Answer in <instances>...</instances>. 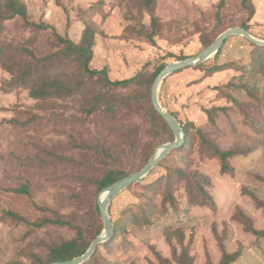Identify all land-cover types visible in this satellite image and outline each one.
<instances>
[{"label":"rangeland","instance_id":"obj_1","mask_svg":"<svg viewBox=\"0 0 264 264\" xmlns=\"http://www.w3.org/2000/svg\"><path fill=\"white\" fill-rule=\"evenodd\" d=\"M19 1L31 24L52 29L17 17L2 22L0 45L25 46L42 59L63 50L56 34L80 44L90 27L97 34L92 69L113 82L196 58L204 41L211 46L250 22L244 0H156V24L145 0ZM254 5L250 33L264 40V0ZM9 54L13 60L0 56V264H47L52 245L75 238L76 229L38 228L4 212L33 223L60 214L93 242L104 230L103 178L111 170L138 172L172 134L159 133L147 105L134 100L120 114L89 116L94 95L109 89L100 78L86 79L87 98L40 102L21 80L17 54ZM65 58L47 73L73 82L81 65ZM216 59L166 81L162 103L188 130L186 145L111 202L119 233L87 264H219L224 253H239L233 264H264V235L249 231L264 232V48L234 37ZM216 66L226 71L211 74ZM215 148L235 150L231 174Z\"/></svg>","mask_w":264,"mask_h":264},{"label":"trees","instance_id":"obj_2","mask_svg":"<svg viewBox=\"0 0 264 264\" xmlns=\"http://www.w3.org/2000/svg\"><path fill=\"white\" fill-rule=\"evenodd\" d=\"M145 3L152 13L153 23L156 24L158 19L155 16L154 7L156 6L157 1L145 0ZM244 6L247 12L249 13L250 22L246 25H243L242 28L248 32H251L250 24L252 23L253 19L256 17V13H257L254 5V0H244ZM17 17L23 18L27 24L35 27L38 31H47L49 28L52 29V27L46 25L31 24L28 18L26 5L23 2H20L19 0H5L0 2V29H1L0 33L2 32L3 29L1 28L3 25L2 22L10 21ZM56 38L58 43L61 46H63V50L55 52L51 56H46L45 58L42 59L37 58L25 46H17L16 48H13V46L9 45L8 43H4L0 45V56L3 55V57H5L7 60L14 59V56L10 55L9 53L12 52L14 54H17V58L19 59V67L22 69L23 72V78L20 79L23 80L25 83L31 84L30 87L31 94L36 99H38L40 102H46L50 99L58 100L60 98H63L64 94H67L68 99L76 98L80 96H85V98H87L89 95V86L87 84L88 81L86 79L95 81L97 78H100L107 85V87H109V89L105 92L96 93L94 95V99H93L94 107L93 110L88 111L87 114H89V116L94 115L93 113L94 112L96 113L97 111H100V114L98 116L101 119L103 117H107L108 115L111 117L120 114L123 110H131L130 107L135 106L132 103V101L134 100L140 105H147L145 107L147 109L148 117L149 120L154 125V127L157 128L159 133L166 132L168 134L170 133V135L172 134L171 141L172 142L175 141V135L172 132L171 128L169 127L168 122L163 118L162 115L159 114V112L156 110L153 104V89L155 83L158 77L160 76V74L167 68V65L160 67L154 75H148L144 72L139 74L135 79L132 80H128L124 82H113L110 76L108 75L107 71L105 70L98 71L92 69V63L94 59V48L96 46V38H97V34L94 32L93 29H91L90 27L86 29L82 42L80 44H77L76 42H74L69 38L62 37L59 34H56ZM151 39L152 41H154L153 36L151 37ZM204 45L207 47L206 50L212 46V45L210 46V44L206 41H204ZM13 49L15 50L14 52L12 51ZM66 56H70L71 58H75V59L78 58V61L81 65L80 67L78 66L77 68V72H79V79H76L73 82H69L66 80L63 81L62 79H60V74L57 72V70L55 74L47 73V69L49 68L48 67L49 63L51 64L54 61L69 59V58H65ZM219 56L217 57V59L219 58ZM25 64L27 65L26 69H25ZM70 65L71 64H69L68 66ZM50 67H52V65H50ZM204 67L205 65L200 68H204ZM9 69L12 71L14 67H9ZM223 71H226V68L221 66H216L213 69H211V74H216ZM119 89H133L135 90L134 95L129 98H127L126 95H118L116 91ZM182 126L184 127L185 132L187 134L188 130L184 125ZM130 139H131V144L135 145V138L132 136ZM108 151L111 152V150ZM215 152L222 163V170L226 174H231L232 170L229 162L230 159L236 155L235 150L222 151L218 148H215ZM129 175L132 174L111 170L101 181L100 190L104 191L111 185L117 183L118 181H121L122 179L126 178ZM19 191L23 194L31 195L30 189H28V187H22ZM99 211H100V207H99ZM4 213L9 217H11L12 219L28 223L29 225L38 228H44L47 225H54L59 227H69L72 229H76L75 238L70 240H64L60 243L52 245V247L49 250V261L47 264H52L54 262H60V261H68L83 256L88 252V250L90 249L93 243L85 238L84 233L80 227L74 225L72 221L64 220L60 214H56L54 218H46L42 222L33 223L28 221L27 218L21 217L16 213L8 212V211H5ZM249 229L250 232H252L257 236L264 235V232L261 233L255 230L252 226H249ZM115 231L116 234L110 242H113L119 233V228L117 225L115 226ZM102 233H103V227L98 230L96 234V238L100 236ZM106 244H102L98 247L95 255L92 257V259L89 262H91L95 258L100 248ZM238 257H239V253H234V254L224 253L222 260L220 261L219 264H233L236 262ZM176 258L178 261L180 260L178 256ZM188 264H193V263L190 262Z\"/></svg>","mask_w":264,"mask_h":264},{"label":"water","instance_id":"obj_3","mask_svg":"<svg viewBox=\"0 0 264 264\" xmlns=\"http://www.w3.org/2000/svg\"><path fill=\"white\" fill-rule=\"evenodd\" d=\"M234 37L243 38L256 47L264 48V40L254 38L250 32L243 28H235L223 34L215 44L205 50L200 56L172 64L160 74L153 89V104L159 114L168 122L169 127L175 135V141L159 146L142 170L127 176L103 191L102 200L100 202V211L104 221V230L103 233L93 241L88 252L83 256L72 260L54 262L52 264H86L95 255L100 245L106 244L113 239L115 235V225L109 213L111 202L133 185L143 182L161 161L186 144L187 134L184 127L179 120L175 118V115L169 112L162 103L161 91L166 81L183 71L200 68L215 60L220 55L228 41ZM104 194L107 195L103 198Z\"/></svg>","mask_w":264,"mask_h":264},{"label":"bare ground","instance_id":"obj_4","mask_svg":"<svg viewBox=\"0 0 264 264\" xmlns=\"http://www.w3.org/2000/svg\"><path fill=\"white\" fill-rule=\"evenodd\" d=\"M106 195H107V194H104V195H103V198H104Z\"/></svg>","mask_w":264,"mask_h":264}]
</instances>
